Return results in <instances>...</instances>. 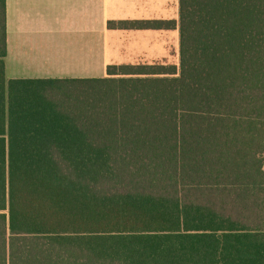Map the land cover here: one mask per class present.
<instances>
[{
	"label": "trees",
	"instance_id": "16d2710c",
	"mask_svg": "<svg viewBox=\"0 0 264 264\" xmlns=\"http://www.w3.org/2000/svg\"><path fill=\"white\" fill-rule=\"evenodd\" d=\"M179 22V66L8 79L0 0V264H264V0Z\"/></svg>",
	"mask_w": 264,
	"mask_h": 264
},
{
	"label": "crops",
	"instance_id": "0c3cea01",
	"mask_svg": "<svg viewBox=\"0 0 264 264\" xmlns=\"http://www.w3.org/2000/svg\"><path fill=\"white\" fill-rule=\"evenodd\" d=\"M179 19L180 0H6V76L103 78L112 65L160 64L168 38H178L180 59ZM111 21L175 26L124 30Z\"/></svg>",
	"mask_w": 264,
	"mask_h": 264
},
{
	"label": "rangeland",
	"instance_id": "374dc122",
	"mask_svg": "<svg viewBox=\"0 0 264 264\" xmlns=\"http://www.w3.org/2000/svg\"><path fill=\"white\" fill-rule=\"evenodd\" d=\"M166 50H167L166 59L162 60L160 62V64H170V65L179 66L180 59H179V56L177 54L178 38L177 39L168 38V46H167Z\"/></svg>",
	"mask_w": 264,
	"mask_h": 264
}]
</instances>
